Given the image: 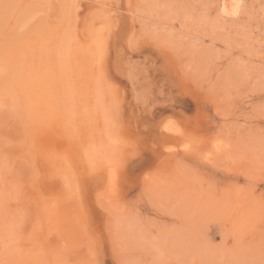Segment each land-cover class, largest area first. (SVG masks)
Instances as JSON below:
<instances>
[{"label": "rangeland", "instance_id": "obj_1", "mask_svg": "<svg viewBox=\"0 0 264 264\" xmlns=\"http://www.w3.org/2000/svg\"><path fill=\"white\" fill-rule=\"evenodd\" d=\"M67 35L76 120L0 88V264H264V0H0L24 62Z\"/></svg>", "mask_w": 264, "mask_h": 264}, {"label": "bare ground", "instance_id": "obj_2", "mask_svg": "<svg viewBox=\"0 0 264 264\" xmlns=\"http://www.w3.org/2000/svg\"><path fill=\"white\" fill-rule=\"evenodd\" d=\"M105 3V2H104ZM239 11V4L237 5V7L235 8V12H238ZM17 14V13H16ZM67 18V17H66ZM103 30V29H102ZM71 31V30H70ZM98 31V30H97ZM100 31V30H99ZM98 31V32H99ZM73 32V31H72ZM102 32V31H101ZM100 32V33H101ZM99 33V34H100ZM68 34V33H67ZM97 35V34H94V36ZM102 35V34H100ZM72 36V35H71ZM75 36V35H74ZM37 37V36H36ZM102 37V36H101ZM78 38V37H77ZM99 38V37H98ZM76 39V38H75ZM74 39V40H75ZM79 39V38H78ZM96 39V38H95ZM28 40V39H27ZM40 40V39H39ZM60 40V39H59ZM58 40V41H59ZM99 39H97L98 41ZM12 41H15V40H12ZM11 41V42H12ZM57 41V42H58ZM45 42V41H44ZM79 42V41H78ZM41 44V43H40ZM74 44V43H73ZM95 44V43H94ZM16 45V44H15ZM14 44L11 45L5 42H2L1 46H0V55H2V57H4L3 59L5 58H12L13 57V60L14 62L12 61L11 63H13V65L11 67H9L7 70V75L5 74L4 77L5 79L2 78V80H0V88H3V89H6L8 91H15V93H13L12 95H10V97L12 98V105L14 107V110L16 112V114L22 118L25 122H28L27 119L25 120V108H27L25 105H28L27 104V101L26 102H23V99L25 97H27V93H24L25 90L23 89L24 92H21V95L24 96L23 94H27L26 96L23 97L22 99V96L19 95L20 91L22 90L23 88V85L24 82H27L29 81V83L32 81V80H36L37 76H42V78L44 77H48L46 78L47 80L49 79V82L53 85V87H55V94H51V96L55 95L51 100L53 102V105L55 107L53 108H56V107H59L63 113H66L68 118L71 119L72 121L73 120H76L78 117V115L81 113V115L87 111V107H88V103L87 101H85V95H87V100L90 99L88 98L89 95L87 94V92H84V87H85V79H86V76L87 74L85 73V70H86V66L82 65V63L79 61V59L77 57H79L78 55L76 56L75 54V51L74 49L77 48V45L76 47L73 49V47L75 46H72L71 44V38L70 36H64L62 39H61V42L60 43H56V44H52V45H47L45 46V48L43 49V55H40L39 56V60L38 62H28L26 59V61L24 62L22 60V58H20V56H18L20 53L18 52H13V49L15 48ZM41 46V45H40ZM82 47V45H80ZM18 47V46H17ZM42 47V46H41ZM26 49V47H25ZM21 50V49H20ZM41 50V49H40ZM22 52V51H20ZM79 52V51H78ZM91 52V51H90ZM6 53V54H5ZM28 53V52H27ZM85 53V52H84ZM23 54V52H22ZM80 54V52H79ZM21 55V54H20ZM82 55V54H81ZM24 56V54L22 55V57ZM87 57V56H86ZM2 59V58H1ZM28 59V58H27ZM82 59V58H81ZM30 60V59H29ZM11 61V60H9ZM53 61V64L54 66H51V65H48L50 64V62ZM44 64V65H43ZM52 64V63H51ZM52 64V65H53ZM85 64V63H84ZM4 65V64H3ZM48 65V67H46ZM53 67L52 70H50V67ZM5 67V65H4ZM44 68L45 67V70H44V73H42L43 71L41 70V73H40V68ZM88 71V70H87ZM96 71V70H95ZM5 72V71H4ZM3 73V72H2ZM45 75V76H44ZM1 76V75H0ZM41 78V79H42ZM39 79V78H38ZM45 79V78H44ZM94 79V78H93ZM40 81V80H39ZM46 81V80H45ZM88 81V79H87ZM90 81V80H89ZM37 82V81H36ZM35 82V86L36 87V83ZM91 82V81H90ZM34 83V82H33ZM33 83H32V86H33ZM41 83V82H40ZM45 84V83H44ZM44 84H42L44 87H47V85L45 86ZM31 85L28 84L27 86ZM38 85V84H37ZM51 85V86H52ZM26 86V85H25ZM39 86V85H38ZM50 86V85H49ZM91 86V85H90ZM42 86H40L41 88ZM89 89L90 87L87 86ZM32 90V87H30ZM40 88L38 91H40ZM87 88V89H88ZM92 88V87H91ZM35 89V88H34ZM38 89V88H37ZM95 89V88H94ZM28 90H29V87H28ZM29 90V91H30ZM42 90V88H41ZM8 91H7V94H8ZM19 91V92H18ZM44 91V89L42 90ZM41 91V93H43ZM47 91L49 92V89H47ZM37 92V90H36ZM45 92V91H44ZM51 92V91H50ZM3 93V92H2ZM5 93V92H4ZM38 93V92H37ZM35 93V94H37ZM46 93V92H45ZM90 93V92H89ZM94 93V92H93ZM6 94V96H8ZM10 94V93H9ZM29 94H32L29 93ZM48 95V93H46ZM44 94V96L46 95ZM50 94V93H49ZM46 95V96H47ZM92 95V94H91ZM35 95L32 96V100H33V97ZM38 96V95H36ZM41 96V94H40ZM43 96V95H42ZM5 97V96H4ZM8 97V98H10ZM29 97V96H28ZM31 97V96H30ZM2 98V96H1ZM39 100L40 97H38ZM47 98H49L47 96ZM47 98L45 97V99L47 100ZM4 99V98H2ZM6 99V98H5ZM4 99V102L7 100ZM30 99V98H29ZM44 100V97L42 98ZM50 99V98H49ZM95 99V98H94ZM11 100V99H10ZM37 99H35V102H36ZM50 100V102H51ZM96 100V99H95ZM30 101V100H29ZM89 101V100H88ZM92 101V100H91ZM42 102H47V101H41V103H39L37 101L38 104H41L39 107L42 108ZM25 103V104H24ZM29 103V102H28ZM43 103V104H44ZM6 104V103H5ZM4 103L1 102L0 100V107L4 106L5 105ZM32 104L33 101H32ZM37 104V105H38ZM47 104H52V103H48ZM92 104V103H91ZM10 105V104H9ZM31 105V104H30ZM29 105V107L27 108L28 109V114L27 115H30L29 113V110L31 109V106ZM36 106V104H34ZM33 105V106H34ZM46 107L49 106V105H46L44 104ZM52 105V106H53ZM101 105V104H100ZM38 107V106H36ZM51 107V106H50ZM91 107V106H90ZM30 108V109H29ZM48 108V107H47ZM45 108V109H47ZM7 108H5L6 110ZM33 109V107H32ZM39 109V108H38ZM44 108H42L43 110ZM44 109V110H45ZM57 109V108H56ZM59 109V111H60ZM3 110V109H2ZM49 111V109H47ZM12 111V110H11ZM33 111H36L35 109L32 110L31 113H33ZM98 111V110H97ZM7 113H9L8 111H5ZM35 113V112H34ZM39 113V112H38ZM100 113V112H99ZM37 114V113H36ZM11 116V115H10ZM32 116V115H31ZM31 116L29 117V119L31 118ZM66 116V115H65ZM13 117V116H12ZM16 117V116H15ZM34 117V114L33 116ZM35 118V117H34ZM33 118V119H34ZM47 118V117H46ZM67 118V120L69 121V119ZM81 118V117H80ZM17 119V118H16ZM28 119V120H29ZM32 119V120H33ZM18 120V119H17ZM70 122V121H69ZM76 122V121H75ZM20 123V122H19ZM27 124V123H26ZM44 124V123H43ZM78 124V123H77ZM22 125V124H21ZM69 126V125H68ZM71 126V125H70ZM23 127V126H22ZM28 127V128H27ZM24 128V127H23ZM26 130L29 131L30 128L29 126H26ZM72 128V127H71ZM25 129V128H24ZM23 130V129H22ZM26 132V131H25ZM32 132V131H31ZM30 132V133H31ZM28 135V134H27ZM26 136V135H25ZM30 135H28L29 137ZM32 138V136H31ZM97 148V147H96ZM34 160V159H33ZM36 160V159H35ZM34 162V161H33ZM35 164V163H33ZM38 167V166H37ZM67 183V182H66Z\"/></svg>", "mask_w": 264, "mask_h": 264}]
</instances>
